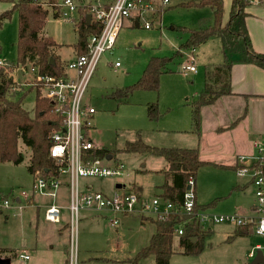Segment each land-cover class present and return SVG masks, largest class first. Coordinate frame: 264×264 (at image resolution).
<instances>
[{"label": "rangeland", "instance_id": "1", "mask_svg": "<svg viewBox=\"0 0 264 264\" xmlns=\"http://www.w3.org/2000/svg\"><path fill=\"white\" fill-rule=\"evenodd\" d=\"M170 1L169 5L163 8V15L155 17L151 28H146L144 25L140 27L130 26L121 31L112 53H106L102 57L84 97V102L96 110L92 117L94 127L91 129V138L97 144L113 152L114 157L111 160L106 159L105 162L107 164L123 162L126 165V171L120 179L124 182L127 180L142 185L144 195L148 197L156 195L160 191V186L166 181L165 173L161 168L167 166V161L160 156L127 151L126 146L129 141L141 139L151 146L171 147V145L162 143L167 142L168 137L178 133L165 132V129L168 128V122L175 117L183 122L188 115H191V110L196 107L195 103L193 105L196 99L195 93L201 88L198 87L197 80L194 81L196 79L194 72L185 74L182 71V65L188 58L187 50H183L168 64V70L160 76L158 90L134 89L128 97H118L114 94L118 90H124L126 87L134 85L154 56H173L177 50L176 47L185 42L188 37V33L182 27L197 28L206 19L210 20L209 16L212 10L208 6L185 7L179 5L185 0ZM5 4H9V2ZM161 4L162 0H156L157 6L161 7ZM2 11L4 10L1 9L0 13ZM18 32V13L15 11L0 27V59L3 61L16 60ZM42 34L50 35L62 44L58 48V53L63 60L66 61L75 55L74 50L76 49L78 34L74 22L58 19L50 13ZM214 39L218 40H211L208 44L210 52L213 56L221 58V40L219 38ZM116 61H120L121 66L116 67ZM216 65L218 64H211L209 67ZM203 72V68L200 67L199 75L202 79ZM32 83V80L25 83V88L31 87L29 85ZM35 95L36 89H33L25 96V106L31 112L34 108ZM152 103L158 105L159 117L157 119H151L149 116V105ZM171 104H173V109H169ZM19 146L24 155V160L21 163L0 161V189L5 194L12 190L16 194H22L23 191L32 193V182L35 178L29 170L30 153L22 139H20ZM254 154L263 155L264 149L260 152L257 148ZM238 177L245 180L249 176H239L236 170L206 166L200 169L198 187L203 192H211L221 186L226 187L231 191L222 202L224 207L233 210L236 205H240L243 201L249 208L248 212L245 214L239 212L238 214L256 216L257 213L253 209L255 205L254 195L252 197L249 193L245 194L232 190ZM62 181L64 190H60L57 201V203L62 202L64 205L62 221L59 223L60 226L57 225L59 227H64L63 224H66L65 219L69 214L67 208L69 205L67 176H64ZM85 181H91L95 184L96 190L101 189L107 193L115 187L114 178H84L81 180L82 186ZM49 198L45 197V200ZM24 201L26 207L29 206L27 209L31 208L28 212L32 213L34 209L32 205L35 203L26 199ZM48 202L51 203V200ZM27 209H24L25 218L27 217ZM212 210L210 209L209 212ZM213 212L233 214L238 211ZM128 216H123L125 218H123L118 229L105 221L100 224L96 222L93 225L89 223L87 226H83L81 221L77 231V241L74 245L77 264H156L154 255L144 259L138 258L139 252L149 244L155 232L154 223L150 220H143L141 217H145L138 214ZM3 224L4 222L0 220V243L4 242ZM214 226L216 234L213 235L212 239L206 240L204 251L190 255L175 252L168 264H244L246 261L244 240H240L239 235L230 238L222 233V229H235L236 225L231 222H223L212 227ZM67 232L64 231V234L66 235ZM247 236L261 238L263 247L260 246V248L264 251V234L255 230L253 234H247ZM257 249L254 250L257 251ZM8 258L3 260L10 263Z\"/></svg>", "mask_w": 264, "mask_h": 264}, {"label": "trees", "instance_id": "2", "mask_svg": "<svg viewBox=\"0 0 264 264\" xmlns=\"http://www.w3.org/2000/svg\"><path fill=\"white\" fill-rule=\"evenodd\" d=\"M255 1L264 5V0H232L228 22H223L224 0H185L179 4L185 7H210L212 17L197 28L182 27L188 33L179 50L169 57L154 56L144 69L140 79L134 85L118 90V97H128L134 89H159L160 76L168 70V64L181 53L182 49L197 48L212 38H219L222 44L224 60L221 64L208 67L205 72V86L195 102L193 127L199 128L200 108L210 104L223 94L231 93V69L234 63L255 64L264 68V53L255 50L247 28V8ZM13 6L0 13V27L13 12L18 13L19 32L17 39V57L0 66V161H11L16 164L24 160L19 142L22 139L30 153L29 170L37 175H57L58 164L50 155L52 134L63 127L64 118L54 111L50 100L43 95L38 75H50L56 79L63 78L68 72V63L61 58L58 43L52 36H45L49 14H55L53 8L59 0H0ZM79 18L75 22L78 40L75 44L79 54L87 50L89 37L98 33L101 27L91 20L87 22L88 9H79ZM56 13L54 16H57ZM1 52V45H0ZM30 71L33 83L25 88V82L17 80L19 73ZM212 82V83H211ZM36 89L33 112L25 106V96ZM149 116L157 119L158 105H149ZM127 151L140 154H151L163 157L168 168L161 169L166 181L160 186L158 196L173 202L183 201L190 178L196 181L199 169L205 161L199 157L198 148L151 146L143 140L129 141ZM105 149L94 151L92 157H106ZM160 170V171H161ZM129 190L142 194L135 183L129 184ZM11 195V194H10ZM3 198L9 195H3ZM218 200V199H217ZM216 200V201H217ZM215 201L198 208L208 209ZM155 225L148 245L139 252L138 258L144 259L154 255L156 264H168L175 252L199 254L205 249L213 229L205 227L196 220H189L187 215H174L166 220L143 218ZM182 225L184 233L178 235L176 228ZM247 230L238 227L235 235ZM1 252L0 250V258ZM15 254V252H12Z\"/></svg>", "mask_w": 264, "mask_h": 264}, {"label": "crops", "instance_id": "3", "mask_svg": "<svg viewBox=\"0 0 264 264\" xmlns=\"http://www.w3.org/2000/svg\"><path fill=\"white\" fill-rule=\"evenodd\" d=\"M60 1L62 0H59V2ZM81 1L87 4L96 1H100L102 4H109L113 0ZM170 2L171 1L169 0V2L164 3V0H162L161 7H159L156 5V0H150V8L144 11H135L130 17L126 18L121 31L124 28H128L130 26H145V23L147 22H150L152 27L155 17H161L164 12L163 8H166ZM0 3H4L0 4V10H6L13 6L12 3H9L10 5L5 4L6 2ZM231 3L232 0H224V23L228 22L230 18ZM247 12L248 16L246 19V23L253 47L256 51L264 53V5L259 3L258 1H255L251 6L247 8ZM211 15L212 11L209 18L212 17ZM75 18H79V12L75 14ZM76 21L77 20L72 22L75 23ZM119 37L117 38L116 43L118 42ZM211 40L218 39H209L207 42L195 48L194 56L197 71L187 72L195 73L194 78L196 79H194V81L197 80V83H199L198 87H201L200 90H197V92L195 93L196 99L194 100L193 105L205 86L206 69L211 64H221L224 60L222 45L220 48V51L222 53L221 58H219L218 56H213L212 52H210V47L208 44ZM180 46L181 44L176 47V52L179 50ZM113 49L107 53H112ZM183 50L185 49H182L181 53L183 52ZM186 50L189 56L191 50ZM74 53L75 55L73 57L66 59L67 63L76 58L79 54L77 49L74 50ZM105 54L103 55V57L105 56ZM200 67H202L204 70L203 79L201 75H199ZM69 75L74 76L75 73L69 71ZM30 79V71L19 73L17 76V80L20 83H27L28 81H30ZM92 79L89 83V86L92 83ZM230 80L231 93L223 94L216 98V100L212 103L205 104L200 108V121L199 128L197 130H195L193 127L194 110L192 109L191 115H188V117L183 122H181V120H179L177 117H175L174 119H170L167 124L168 128L165 129V132L170 131L172 133L176 132L178 134H174L173 136L168 137V141L162 144L171 145V147L198 148L200 159L205 161L206 163L205 166L203 165L202 167L210 166L211 168H222L232 171L236 170V166L238 164L237 157L239 155H253L257 149L255 147V141L260 142L262 145L264 143V68L255 64L236 62L232 66ZM84 104L86 103L84 102ZM172 105L173 104H171L169 109H173ZM166 168H168V164L163 169ZM200 169L197 173L195 186L197 204L205 206L215 201L214 204H212L208 208L209 210L213 209L211 212L238 211L237 213L240 212L241 214H245L248 212L249 208H247L246 203H243V201H241L240 205H236L233 210H228L229 208H226L222 205V202L226 198V195L231 191L226 187L221 186L213 189L211 192H203L202 190H200V188L198 187V175ZM33 176L34 178L36 177L34 174ZM114 180L116 186L117 179ZM126 181L125 183L127 184L135 183ZM135 184L141 188L142 195L144 197H148L144 195L142 185L137 183ZM63 185L58 189L55 197L38 193L30 200L26 199L29 202L35 203V205H32L34 206L32 213L28 212L31 208L27 209L29 206L26 207L24 201L25 198L21 197V194H16L13 190L5 194L4 191L0 189V192L3 195H15L16 203H18V205L13 206L9 209H4L0 213V220L1 222H4L3 229L5 231L3 238L4 242L0 243V250H4V252H1L2 254L0 259L8 258V256H10L8 258L10 261L9 264H69L72 253L71 241L69 236L70 231L68 230L69 228L67 225L69 214H67V218L65 219L66 224H63L64 227H59V223L61 222L54 223L46 219V208L50 204L56 203L62 207L64 206L62 202L60 204L57 203V201L59 200L60 190H64ZM66 185L68 186L67 182ZM84 185H91L93 189H97L94 187L95 184L91 183V181H85ZM114 189L115 187L110 192H113ZM232 190L244 192L245 194L249 193L252 195V197L254 195L253 201L256 202L254 186L249 177L245 180L242 179V177L240 179L239 177L236 178V184H234ZM161 192L162 190L160 188V191L156 195L161 194ZM45 197H50L47 200H51V203L45 200ZM36 203H38V205H36ZM24 209H27L26 218L24 217ZM109 215L110 213L108 212L84 209L81 211V221L83 223V226H87V224L89 223L93 225L96 222L100 224L101 222L105 221L110 226L114 227L108 220ZM125 217H122L119 225L114 228L118 229L123 218ZM141 218L143 219V217ZM210 228L213 229V233L209 239H212L213 235L216 234V231L214 230L215 226H211ZM237 229V226L235 229H222V233H225L224 235L230 238H234L239 235L240 240H244L243 244L244 248H246V261L244 262V264H250L257 254V251H255L254 249H257V247L260 246L263 247V242L259 237L256 238L255 236H247V234L254 233L255 230L252 227L248 228L240 234L235 235ZM64 231H68L66 235L64 234ZM12 252H15V254H12ZM22 253L29 254L30 257L28 259L21 258L20 254Z\"/></svg>", "mask_w": 264, "mask_h": 264}, {"label": "built area", "instance_id": "4", "mask_svg": "<svg viewBox=\"0 0 264 264\" xmlns=\"http://www.w3.org/2000/svg\"><path fill=\"white\" fill-rule=\"evenodd\" d=\"M169 0H164V3ZM53 8L55 16L65 21H75V14L79 9H88L91 20L96 22L101 30L89 37L87 50L68 62V72L63 78H54L50 75H38L43 95L50 100L54 111L63 115L64 123L60 130L52 134L51 157L58 164L57 175H37L33 182L32 193L23 191L21 197L32 199L38 193L55 197L58 189L64 184L62 178L67 176L69 187V215L68 228L70 231L71 257L69 264H77L76 247L77 231L81 221V211L92 209L108 212V220L117 227L123 216L138 214L144 217L166 220L174 215H187L189 220H196L205 227H211L223 222H231L237 227H254L264 234V154L245 155L237 157L236 171L239 176H249L255 190L254 212L256 216H246L238 213L219 214L209 212L208 209L198 208L196 201V181L190 178L183 201L173 202L164 200L158 195L144 197L142 194L129 190L127 184L120 177L126 171L123 162L107 164L106 157H92L94 151L104 149L91 138L93 126L92 117L96 112L94 107L84 104L83 99L89 83L103 57L113 49L126 18L135 11H144L150 8V0H113L109 4L100 1L85 3L81 0H62ZM54 14V15H55ZM147 28L151 23H145ZM195 48L182 65V71H197L194 56ZM7 61L0 59V66ZM116 67L120 61L115 62ZM27 72L26 70H24ZM69 71L75 73L69 75ZM255 147L262 152L264 146L255 141ZM113 158V157H112ZM111 158V159H112ZM108 159V160H111ZM84 178H114L118 179L112 193L96 190L91 185L82 186ZM18 205L15 195L7 198L0 196V213ZM19 207V206H18ZM62 206L52 203L46 208V219L51 222H61ZM176 233L182 235L184 228L179 225ZM260 248V247H259ZM21 258L28 259L29 254H20Z\"/></svg>", "mask_w": 264, "mask_h": 264}, {"label": "water", "instance_id": "5", "mask_svg": "<svg viewBox=\"0 0 264 264\" xmlns=\"http://www.w3.org/2000/svg\"><path fill=\"white\" fill-rule=\"evenodd\" d=\"M91 17H92L91 14H87L86 19H87L88 23L91 22ZM107 158L111 159L112 155H108ZM0 264H9V263L3 259H0ZM250 264H264V251H263V249L258 248L256 257L254 258V260Z\"/></svg>", "mask_w": 264, "mask_h": 264}, {"label": "flooded vegetation", "instance_id": "6", "mask_svg": "<svg viewBox=\"0 0 264 264\" xmlns=\"http://www.w3.org/2000/svg\"><path fill=\"white\" fill-rule=\"evenodd\" d=\"M104 149H105V148H104ZM105 151L108 153V155H112V157H114L112 151L110 152L108 149H105Z\"/></svg>", "mask_w": 264, "mask_h": 264}]
</instances>
